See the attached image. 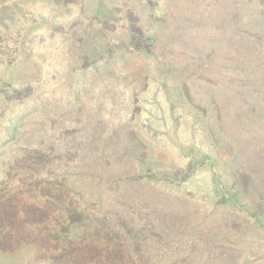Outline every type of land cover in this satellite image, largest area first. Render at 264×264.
Here are the masks:
<instances>
[{
    "label": "rangeland",
    "instance_id": "obj_1",
    "mask_svg": "<svg viewBox=\"0 0 264 264\" xmlns=\"http://www.w3.org/2000/svg\"><path fill=\"white\" fill-rule=\"evenodd\" d=\"M0 264H264V0H0Z\"/></svg>",
    "mask_w": 264,
    "mask_h": 264
}]
</instances>
